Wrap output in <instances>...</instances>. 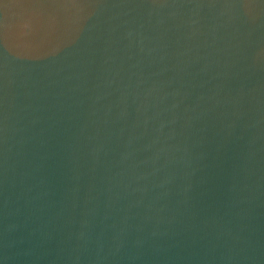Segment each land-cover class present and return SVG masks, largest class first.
<instances>
[{
	"label": "water",
	"instance_id": "95a60500",
	"mask_svg": "<svg viewBox=\"0 0 264 264\" xmlns=\"http://www.w3.org/2000/svg\"><path fill=\"white\" fill-rule=\"evenodd\" d=\"M0 264H264V0H0Z\"/></svg>",
	"mask_w": 264,
	"mask_h": 264
}]
</instances>
